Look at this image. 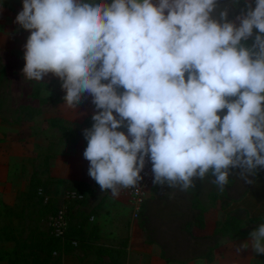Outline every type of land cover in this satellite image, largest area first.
Wrapping results in <instances>:
<instances>
[{"label": "clouds", "instance_id": "9594fccd", "mask_svg": "<svg viewBox=\"0 0 264 264\" xmlns=\"http://www.w3.org/2000/svg\"><path fill=\"white\" fill-rule=\"evenodd\" d=\"M231 4L234 19L219 0H22L24 79L54 74L68 109L91 97L83 156L101 191L136 188L148 162L153 185L183 192L264 171V0ZM249 249L264 255V222Z\"/></svg>", "mask_w": 264, "mask_h": 264}, {"label": "crops", "instance_id": "0c3cea01", "mask_svg": "<svg viewBox=\"0 0 264 264\" xmlns=\"http://www.w3.org/2000/svg\"><path fill=\"white\" fill-rule=\"evenodd\" d=\"M1 3L12 10L13 4L22 3V0H0ZM1 24L2 22H0ZM29 35V32L23 35L20 33L0 32L1 74H3V71L9 72L11 70L9 67L11 68L12 66H7L6 61L9 63L8 65L13 61V65L24 67L23 46ZM34 88L35 85L32 91L33 97L38 99L40 103L39 91L35 96ZM45 99L49 100V98ZM51 101L53 102L45 103L47 105L42 104L41 112H38L31 122L16 123L5 121L0 117V264H8L9 254L15 247L14 241L4 238L5 233L10 232L15 239L23 240L25 239L24 231L31 232L36 228L35 226L28 228L29 223H35L36 215H32L33 220H30L23 203L17 199L18 194L27 193L31 175L35 171L40 172L42 170L39 171L34 168V159L36 157L40 156L39 158L42 161L46 150L52 145L54 156L50 158L48 163V176L61 184H73L76 186L83 182L93 187V182L90 184L91 180L88 181L85 178L83 170L85 164H83L82 160L80 165L79 163L76 164L72 159L71 154L74 153V150L73 147L68 145L73 143L70 140L63 139L60 132L49 123L50 119L58 117L63 119L65 123L72 120L73 123L82 124L90 116L73 118L75 114H72L71 109H65L60 104L56 105L54 99ZM40 121L43 122V131L40 129ZM118 130L127 133L126 128ZM78 145L81 146V149H79L81 153V150H84L82 148L83 141L75 144L77 148H79ZM37 151H40V155ZM86 168L87 173L89 163H87ZM211 179L212 177H207L204 181L197 180L196 187L187 192L173 189L174 192L177 190L182 193L183 195L181 196L170 197L168 195L172 193V189H168L166 186L153 185L148 199L141 210L143 211L147 207L151 211L154 206L153 203L158 202L161 196H164V200L165 198L172 200V204H177V202L188 203L187 214L191 216L190 199L196 195L205 209L203 213L204 227L201 229L193 226L190 232L192 242H196L198 246L199 242L204 243L201 251L188 248V251L184 250L182 253L177 252V255H171L165 254L156 243L145 244L141 240L140 230L134 223L135 220L130 219L131 205L122 192H120L118 197L114 198L110 190H108L109 192L101 191L99 186V203L96 204L94 196L97 194L95 190L98 187L95 186L93 195L82 206L74 205L70 207L71 203L74 202L65 203L62 199V203L66 204L65 206L69 205L70 216L68 218L72 219V216H75L80 210L87 213L92 212L90 218L93 220L91 221L89 218L88 223L94 222L93 224L99 226L98 239L90 238L86 247H79L78 240L74 239L77 242V246L73 247L75 249L70 254L63 255L62 261L66 260V264H68V258L75 254L74 258L76 260L85 262L87 255L94 254L92 255L94 256V264H107L109 260L106 258H103L102 261L99 260V263L97 262V248L103 247L115 250L123 247L121 250L122 255L118 259L122 264H264V255H255L250 249L243 251L241 254L235 251L236 245L247 241L249 233L259 223L264 222V171L258 172L254 184H245L238 176H230L229 184L225 186L223 192L219 191L211 183ZM210 194L216 195L213 201L209 198ZM56 205H59V201L56 202ZM5 208L11 209V212L6 216ZM23 210L25 213L18 217L17 214L23 212ZM169 215L182 216L184 214L176 210L171 211ZM227 215L240 217L243 221V229L233 239L227 240L216 237V240L212 236L215 225L224 221ZM250 218L254 221H249ZM76 220V218H73L71 222L75 223ZM88 223L86 225L87 231L91 227ZM123 235H125L124 238L116 246V241ZM124 242L126 243L125 247L122 245ZM110 243L113 245H109ZM215 244L216 248L212 252V259L210 261L203 259L202 256L206 250Z\"/></svg>", "mask_w": 264, "mask_h": 264}, {"label": "rangeland", "instance_id": "374dc122", "mask_svg": "<svg viewBox=\"0 0 264 264\" xmlns=\"http://www.w3.org/2000/svg\"><path fill=\"white\" fill-rule=\"evenodd\" d=\"M19 1V0H17ZM110 2V0H109ZM243 2H241V5ZM13 9L10 10L8 6H5L3 3L0 4V22L2 24L0 25V32H7V33H20L24 34L28 31L21 28L17 23H15V19L17 14L15 12L22 10V3L13 4ZM224 7L229 8V19H233L238 14V8L232 6L231 0H219V8L223 9ZM6 61V60H5ZM23 63H25V60L23 59ZM7 66H12L9 72L3 71V74L0 72V117L5 121H12V122H31L34 117L37 115L38 112H41L42 104L39 103L38 99H35L33 97L32 91L34 85L36 86L39 84V94L40 100H48L45 98H49V100L54 99V103L56 105L60 104V106L65 109H68L65 107V102L63 100V97L65 95V92L61 88V81L59 78L55 77L54 74L49 73L43 81L41 82H35V81H26L24 79L23 73H22V67L13 65V61L10 65L7 63ZM25 65V64H23ZM11 86V87H10ZM53 102V101H51ZM47 105V104H45ZM73 118H80L81 116H90L88 119L92 120V115L97 111L95 108V105L92 103L91 97L87 96L75 109H71ZM43 117V115H41ZM58 118V117H57ZM42 121H40V129L43 131L42 127ZM67 126L79 129V139H77L76 142L72 141L73 144H70L68 146L73 147V154H71L73 161H75L76 164L79 163L82 160L84 167L86 168L87 161L84 156V143L82 148L84 150H81V153L79 149H81V146L78 145L79 148L75 146L77 143L84 142V136H83V130L86 128H91L90 125H85L83 122L82 124L79 123H73L72 120L69 122H66ZM30 126V125H29ZM80 127V128H79ZM40 155V151H37ZM40 156L36 157L34 159V165L35 169L41 170V159ZM84 170L85 178L86 180H91V183L93 182V187L96 188L94 198L95 203H99V185H94V179H92L88 172L86 173V169ZM87 174V175H86ZM54 182L52 186L49 188V198L52 199L53 204L55 208L58 209H68L69 205L65 206L66 200L64 199V196L67 191L72 190L75 188V185L73 184H55ZM172 196H181L182 193H179V191H173L172 189ZM42 194L44 195L43 191ZM169 196V195H168ZM48 197V196H47ZM91 198V197H90ZM89 198V199H90ZM62 199L65 203H62ZM163 199V200H161ZM59 201V205H56V202ZM71 203V202H67ZM172 200H167L164 196H161L160 200L156 203H153L152 210L150 211L147 207L144 208L142 211V214L135 220V224L139 227L140 234H141V240L146 243H156L162 248V251L165 254H176L177 252L182 253L184 250L188 251V248L198 249L201 251L202 244L199 242V246L196 242H192L191 237H189L185 231H184V224L186 221L190 220L189 214H187L188 211V203L183 204L182 202H177V204H172ZM156 204V205H155ZM74 205H78L77 202L71 203L70 207H73ZM82 206V205H81ZM185 206V207H184ZM15 207V206H14ZM56 210V211H57ZM180 211L184 215L182 216H175V215H169L171 211ZM37 216V215H36ZM49 218L51 216L45 215L44 218L41 219L39 223L31 224L29 223L28 228L30 227H36L40 231L43 232H49ZM30 220H33L32 217L29 218ZM130 219H132L130 217ZM251 219V218H250ZM249 219V220H250ZM35 220V219H34ZM131 221V220H130ZM264 221V218H263ZM94 222H89L88 224L91 226ZM88 225V226H89ZM30 231H24L25 238L29 235ZM50 235V232H49ZM125 235H123L121 238H119L118 241H116V246L119 245L121 240L124 238ZM113 245V244H109ZM94 255V254H92ZM91 254L87 255L85 262L76 260L75 254L72 257L68 258V264H94V256ZM177 255V254H176ZM66 264V260L64 261ZM63 262V264H64Z\"/></svg>", "mask_w": 264, "mask_h": 264}, {"label": "trees", "instance_id": "16d2710c", "mask_svg": "<svg viewBox=\"0 0 264 264\" xmlns=\"http://www.w3.org/2000/svg\"><path fill=\"white\" fill-rule=\"evenodd\" d=\"M243 2V0H241ZM19 12V11H18ZM18 12H15L18 14ZM39 90V85L34 88V95H37ZM50 103L51 100H40V103ZM115 115V113H114ZM50 125L57 129L61 137L71 142H76L79 139V129H75L66 125L65 121L61 118H53L49 120ZM85 125H90L94 123L93 120H85ZM80 128V127H79ZM84 146L87 147V141L84 138ZM55 152V151H54ZM54 156L52 152V145L46 150L41 163V171H35L30 177L29 180V189L27 193H20L17 195V199L21 200L23 203L27 216L30 218L32 215H37L34 222L37 224L44 218L45 215L52 216L56 212V208L53 204L51 198H49V188L55 181L48 176V163L51 157ZM97 184L94 181V185ZM42 190L44 196H48V201L44 203L43 197L38 196V190ZM77 192L83 194L84 199L81 202H77L78 205H84L86 201L93 195L94 187L86 183H79L75 186L74 189ZM209 198L213 201L216 198L215 194H210ZM75 203V202H74ZM190 209L192 214L190 220L184 225L185 233L191 237V228L196 226L198 228H203V213L205 211L204 207L200 203L196 195L192 196L190 199ZM5 216L11 212L10 208L4 209ZM23 212L17 214L18 217L22 215ZM70 209L66 210V218L68 222L67 230L64 234L63 240L54 238L49 232L40 231L38 228H35L33 231L29 232L27 238L20 240L15 239L12 234L5 233L4 238L9 241L15 242V247L13 251L9 254L8 264H56V262L63 257V255L70 254L75 248L71 245V241L76 239L79 242V247H86L87 241L92 239H98L99 226L97 224H92L90 230H86V225L89 218L92 215V212L78 211L76 215L72 216L76 218V222L72 223L70 216ZM142 211L140 212V215ZM26 215V214H25ZM249 221H254L250 219ZM243 229V221L240 217L236 215H227L224 221L218 222L215 225L213 231V237L223 238V239H233L237 237ZM217 240V239H216ZM124 247L126 243L122 244ZM123 248V247H122ZM122 248L118 249H108V248H97L96 254L99 260L102 261L103 258L109 260L107 264H122L119 262V257L122 255ZM216 248V244L209 247L206 252L203 254L202 258L210 261L212 259V252ZM53 253H57L58 256H53Z\"/></svg>", "mask_w": 264, "mask_h": 264}, {"label": "built area", "instance_id": "2783aa9c", "mask_svg": "<svg viewBox=\"0 0 264 264\" xmlns=\"http://www.w3.org/2000/svg\"><path fill=\"white\" fill-rule=\"evenodd\" d=\"M151 163H146L145 169L141 173L143 179L139 182L136 188L122 189V194L128 199L131 205V218L137 220L140 216L143 204L148 199L150 190L153 186V177L151 173ZM38 196L43 197L44 203L48 201V197L42 194V190H38ZM64 199L67 202H81L84 199L82 193L75 190H69L66 192ZM92 221L93 219L90 218ZM68 222L66 218V209H58L54 215L49 218V227L50 234L56 238L63 240L64 234L67 230ZM71 245L73 247L77 246V242L72 240ZM53 256H58L57 253H53ZM56 264H63L62 259L60 258Z\"/></svg>", "mask_w": 264, "mask_h": 264}]
</instances>
